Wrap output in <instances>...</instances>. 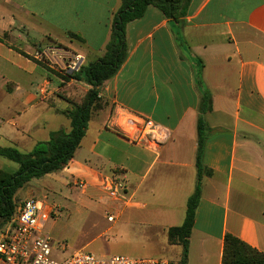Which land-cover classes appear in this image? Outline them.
<instances>
[{
	"label": "crops",
	"instance_id": "obj_1",
	"mask_svg": "<svg viewBox=\"0 0 264 264\" xmlns=\"http://www.w3.org/2000/svg\"><path fill=\"white\" fill-rule=\"evenodd\" d=\"M120 6L121 0H0V149L29 153L52 133L70 132L65 112L91 87L61 71L59 52L80 55L83 67L102 58ZM126 43V61L99 89L86 135L59 173L69 186L80 181L100 195L104 177L122 180L128 201H113L112 213L123 206L116 220L141 210L138 216L157 223L182 259L168 229L183 225L196 189L197 123L207 92L212 111L205 115L203 162L211 175L202 180L186 264H222L227 234L264 253V0H192L183 25L150 6L128 24ZM38 52L49 59L38 61ZM144 119L168 139L135 142ZM18 169L0 156L1 171ZM53 174L19 190L17 204L45 193L50 181L42 182Z\"/></svg>",
	"mask_w": 264,
	"mask_h": 264
},
{
	"label": "trees",
	"instance_id": "obj_2",
	"mask_svg": "<svg viewBox=\"0 0 264 264\" xmlns=\"http://www.w3.org/2000/svg\"><path fill=\"white\" fill-rule=\"evenodd\" d=\"M191 3L192 0H121V6L112 20L111 39L106 47L105 55L98 61L82 67L79 73L69 76L76 81H85L91 87L80 105H75L65 112L71 121L70 132L52 133L49 141L37 144L29 153H22L15 148L0 149L1 157L19 166L15 173L0 170V229L8 224L15 214L16 195L19 190L32 180L65 170L74 159L86 135L91 115L99 107V89L118 73L126 61L128 24L141 19L147 8L153 6L160 10L167 19L183 25ZM71 36L79 38L76 35ZM211 111V96L204 92L197 123L196 189L187 202L183 225L168 229L169 243L183 247L181 264H186L189 238L194 228L196 212L201 199L203 177L211 175L203 162L208 139V124L205 115ZM222 264H264V253L250 247L239 238L227 234L224 240Z\"/></svg>",
	"mask_w": 264,
	"mask_h": 264
},
{
	"label": "rangeland",
	"instance_id": "obj_3",
	"mask_svg": "<svg viewBox=\"0 0 264 264\" xmlns=\"http://www.w3.org/2000/svg\"><path fill=\"white\" fill-rule=\"evenodd\" d=\"M181 51L186 56L183 47ZM67 179L66 175L55 173L43 180L42 183L50 181L45 193H35L37 200L45 202L52 213L44 231L56 248L51 255L54 260L63 262L75 252L85 251L97 257L125 255L132 258H161L171 264H181L180 251L174 253L167 248L158 224L139 217L137 213L141 210H126L130 213L121 215L114 223L108 222L107 213L111 212L117 217V210L122 212L123 206L115 204L116 211L112 213L113 209H110L114 200L103 190L101 195L82 190L74 184L69 186Z\"/></svg>",
	"mask_w": 264,
	"mask_h": 264
},
{
	"label": "built area",
	"instance_id": "obj_4",
	"mask_svg": "<svg viewBox=\"0 0 264 264\" xmlns=\"http://www.w3.org/2000/svg\"><path fill=\"white\" fill-rule=\"evenodd\" d=\"M61 71L72 76L81 71L83 58L68 50H60ZM49 56L46 52H38L37 60L46 62ZM169 137V133L160 128L150 119H144L140 132L133 136L135 142H151L161 144ZM74 185L82 190L86 189L83 182ZM101 189L107 196L118 202H127V187L119 178L104 177ZM110 213V214H109ZM51 211L45 202L31 197L16 206L11 221L0 229V264H171L161 258H132L125 255L97 257L96 255L78 251L63 262L52 258L51 238L45 233V224L51 218ZM108 222L114 223L116 217L107 213Z\"/></svg>",
	"mask_w": 264,
	"mask_h": 264
}]
</instances>
